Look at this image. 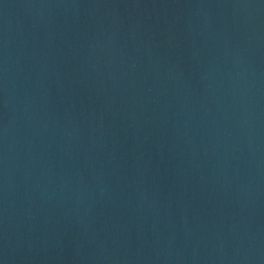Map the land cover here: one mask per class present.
Listing matches in <instances>:
<instances>
[{
  "label": "water",
  "instance_id": "1",
  "mask_svg": "<svg viewBox=\"0 0 264 264\" xmlns=\"http://www.w3.org/2000/svg\"><path fill=\"white\" fill-rule=\"evenodd\" d=\"M0 264H264V0H0Z\"/></svg>",
  "mask_w": 264,
  "mask_h": 264
}]
</instances>
